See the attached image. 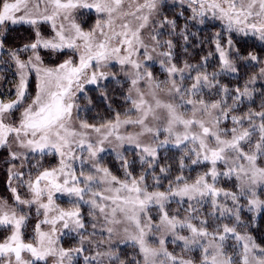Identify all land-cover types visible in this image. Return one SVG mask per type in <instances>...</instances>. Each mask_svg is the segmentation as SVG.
<instances>
[{"label":"snow or ice","instance_id":"snow-or-ice-1","mask_svg":"<svg viewBox=\"0 0 264 264\" xmlns=\"http://www.w3.org/2000/svg\"><path fill=\"white\" fill-rule=\"evenodd\" d=\"M85 10L96 14L87 31ZM10 25L31 35L10 44ZM238 37L264 44V0H0V66L13 74L0 92L11 193L0 196V264H264L251 232L264 216V87H250L264 60ZM250 65L259 71L244 79ZM121 74L122 110L82 116L86 86L111 108L106 82ZM170 148L178 156L161 162Z\"/></svg>","mask_w":264,"mask_h":264},{"label":"rangeland","instance_id":"rangeland-1","mask_svg":"<svg viewBox=\"0 0 264 264\" xmlns=\"http://www.w3.org/2000/svg\"><path fill=\"white\" fill-rule=\"evenodd\" d=\"M169 13L171 15L174 14L172 12H169ZM95 18H96V14L94 12L89 13V12H87L85 10L84 14L79 17V21L78 22L81 23V25L83 26L84 30L87 31L94 24ZM216 24L221 29V26H220L219 22H216ZM9 27L11 29L9 31V33H8V41H9L10 44H20L23 41H25L31 35V29L28 26H26V25H15V26H11L10 25ZM42 27H43V30L46 33L49 31V28H48L47 25H43ZM238 38L241 39V40H250L251 37H249L247 39L240 38V37H238ZM262 45H264V44H262ZM64 58H66L65 55H60L58 58L56 56L46 57V59H50L52 63H58L60 60H62ZM114 67H115V70L117 72H119V66L117 65V66H114ZM153 71L158 76L163 78V74L161 73L159 65H155L153 67ZM6 72H9V73H6ZM9 75H10V78H9ZM0 77H4V80L2 81V83H0V92H2V89L4 88V86L7 83V81L9 82L7 88L5 89V91L2 92L4 94H7L8 90L10 88H13V83H12L13 74H12L10 69H7L6 66H0ZM119 79L121 81L120 84H117L114 81L106 82L108 84V89L107 90L109 92V96L111 97V99L116 97V93H117L118 90H119V92H122L126 88V82H125L124 77H123L122 74L119 76ZM260 82H261V85L264 87V80H262ZM86 89H87V95L90 96L92 99H94V97L92 95H95V96L97 95L99 100L104 102L101 99V97L99 95V92L97 91L95 85H88V86H86ZM13 91H14V89H13ZM29 91L32 94H34V91H35V80H34V78L30 82ZM12 98L14 99L15 97L13 96ZM4 99L7 100V95L4 96ZM83 103L86 104V101H84ZM104 103L106 104V102H104ZM89 111H91V112L94 111V106L93 105L91 106ZM89 111H87L86 114L82 113L81 115L82 116L86 115V117H87V114L89 113ZM131 151H132L131 149H128L129 153ZM163 151L164 150H162L161 152H163ZM102 155H103V161H102L103 163H107V161L109 163L113 162V165H116V167L120 169L119 162L115 158V153H113V152H105ZM129 158H131V156H129ZM6 160H7V150L6 149H0V196H2L4 198H10L11 197V193L7 190V185H6V181H7ZM45 163H46V165H48V164H53L54 165L55 164V160L52 159V158H48ZM68 200H69V198L67 196H64V197H60L57 202L60 203L61 207L69 208V207H71V205H70V203H68ZM87 211H88V209H87V207H85L83 209V214L85 216V219H87ZM2 235H3V233L0 232V236H2ZM63 243H64L65 247H69V246H73L75 241L73 239H71L70 237H65V238H63ZM230 243H231V241H230ZM172 247L173 246L171 244H169V249L170 250L172 249ZM177 251H178V249H177ZM196 255L198 256L199 253H196ZM81 264H83L82 260H81Z\"/></svg>","mask_w":264,"mask_h":264},{"label":"trees","instance_id":"trees-1","mask_svg":"<svg viewBox=\"0 0 264 264\" xmlns=\"http://www.w3.org/2000/svg\"><path fill=\"white\" fill-rule=\"evenodd\" d=\"M168 14H169V16H172L170 13H168ZM182 23L183 22L181 21V25H182ZM217 30H221L217 24H216V27L213 28L211 26V23H209L206 30L201 32L200 35H201V37H207V36L212 35V33L214 31H217ZM237 39L240 40V43L238 46L241 47L242 51L245 54H247V52H249V51H253L257 55H259L262 60H264V45H262L258 40H255L254 38H250V40H241L239 38H237ZM194 51L196 53V57H195V59H192L193 63H195L196 60L199 59V56L202 54L199 49H195ZM205 51H207V48H205ZM210 63L214 65L215 61H210ZM212 70L213 69L210 67L209 71H212ZM245 71L247 73L246 75H245ZM253 71L258 72L259 66H251L250 65L249 67H247L246 70L242 69L241 70V76L244 79H247L248 76L252 75ZM223 79H224V82L226 84H229V86L234 87L237 84V80L235 78L225 77ZM244 79H241L239 81L241 86H243ZM250 87H256L257 89H259L263 86L261 85V82L258 81L256 85L250 86ZM122 92H119V90H118L116 93V97L111 99L112 100L111 108H109L108 103L105 104L104 102L100 101L99 98L97 97V95L96 96L92 95L94 97V99H93L94 111L93 112L89 111V113L87 114V118L90 120V122H96V119H99V118H104V119L110 118L113 115V111H112L113 109L122 110V109H120V106L123 104V100L121 98ZM257 95H258V93H257ZM259 103H260V101H259V99H257L256 104L259 105ZM165 156H168L172 159H175L178 156V153L175 149H168L167 151L161 152V162H164L163 158ZM105 164L110 166L112 168V170L114 172H116L117 174L121 173V169L117 168L116 165H113V162L109 163L107 161V163H105ZM138 167L139 166L137 165V168ZM157 171H158V169H157ZM188 171L189 170L186 169V173ZM198 171H200L199 168H197L195 171H191V175L194 177ZM172 207L174 208L175 205H173ZM245 215L247 216L249 214L246 213ZM251 232H252V235L254 236V238L256 239V241L258 243L264 242V216H258L256 218L255 226L251 228ZM125 251L130 253L131 249L128 248V249H125Z\"/></svg>","mask_w":264,"mask_h":264},{"label":"flooded vegetation","instance_id":"flooded-vegetation-1","mask_svg":"<svg viewBox=\"0 0 264 264\" xmlns=\"http://www.w3.org/2000/svg\"><path fill=\"white\" fill-rule=\"evenodd\" d=\"M6 73H9V72H6ZM5 74V73H4ZM9 78H10V75H9ZM0 83H2V81H0ZM8 81H7V83L5 84V86H4V88L2 89V92H4L5 91V89L7 88V86H8Z\"/></svg>","mask_w":264,"mask_h":264}]
</instances>
